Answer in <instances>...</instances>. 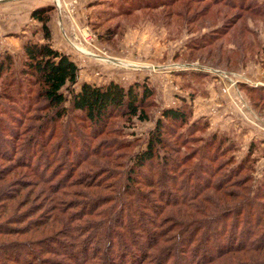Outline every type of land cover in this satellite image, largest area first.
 I'll use <instances>...</instances> for the list:
<instances>
[{"label": "trees", "instance_id": "16d2710c", "mask_svg": "<svg viewBox=\"0 0 264 264\" xmlns=\"http://www.w3.org/2000/svg\"><path fill=\"white\" fill-rule=\"evenodd\" d=\"M251 4V0H97L93 4L97 11L88 23L101 42L109 43L119 35L115 30L123 25L119 19L136 14L160 11V24L169 27L174 17L173 25L186 28L207 16L218 17L222 8L262 18L264 3ZM56 11L54 5L33 11L44 42L25 45L21 78L11 82L21 104L8 118L17 128L5 127L6 153L15 152L22 141L25 110L38 105L42 118L38 116L40 123L32 126L36 134L18 153L0 152L2 159L12 157L10 170L25 168L33 174H28L31 180L25 179L26 173L23 179L17 177L5 197L3 191L0 194V264H264V169L255 185L254 148L237 161L225 136H204L206 125L190 123L185 101L162 110L145 150L128 154L125 149L133 144L125 141H108L97 148L88 142V147L74 130L77 136L67 146L45 154L43 133L54 136L58 125L71 118L102 135L117 117L127 125L134 119L148 121L150 107L155 106L154 90L147 82L128 87L113 81L100 86L85 82L76 89L78 65L53 45L50 22ZM240 19L233 14L226 29H235ZM116 20L115 27L107 26ZM228 31L216 28L203 34L186 46V52L205 50ZM12 69L11 57L1 61L0 81L12 77ZM240 87L253 98L254 107L264 105V86ZM24 90L34 95L33 105H25ZM7 110L2 106L1 114ZM75 140H85V152L81 148L72 152L74 143L79 145ZM192 143L194 148L185 154ZM63 149L74 161L60 178L50 164ZM81 164L88 167L85 175H77ZM93 168L105 172L95 175Z\"/></svg>", "mask_w": 264, "mask_h": 264}, {"label": "rangeland", "instance_id": "374dc122", "mask_svg": "<svg viewBox=\"0 0 264 264\" xmlns=\"http://www.w3.org/2000/svg\"><path fill=\"white\" fill-rule=\"evenodd\" d=\"M251 1H253L251 7L264 3V0ZM76 3L77 0H74L70 9L72 14L75 13ZM40 4H44L41 7L54 5L58 9L57 0L56 2L55 0L0 1V62L11 57L13 65L12 77L7 76L6 79L0 81V152L6 155L18 153L26 139L36 134V129L32 131L34 128L32 126H37L41 120L42 113L36 111L38 105L25 110V117L22 120V141L17 144L15 152L6 153L8 146L4 142L7 132L5 127L17 128L13 122L9 123L8 118L16 111L14 109L16 105L20 107L21 104L20 96L16 93L17 86L11 82H16L21 78L20 70L25 45L29 42H44L40 32L41 24L32 19L35 9L31 10L33 6ZM106 6L110 7L111 2H107ZM237 13L241 19L235 29L229 30L230 33L227 36L221 37L213 46L198 53L186 52V46L201 35L216 28H221L223 32L228 31L226 29V25L229 24L228 19ZM136 15L132 18L119 19L123 21L122 27L121 24L115 27L117 20L107 25L115 27L119 34L109 43L101 42L88 23V26L81 29L76 39H71L73 42H68L70 54L67 55L80 69L76 89L88 81L90 84L99 86L113 81L124 87L136 82H147L154 90L155 106L150 107V119L146 122L134 119L130 125H127L122 118L117 117L111 122L105 134L96 133V135L88 123L71 118L58 125L54 136H49V131L46 134L43 133L46 136L45 142L39 139V143L48 144L44 150L45 154H49L47 152L50 151L57 152L61 146H67L71 139L77 136V134H72L71 131L74 130H78L80 132L78 134L87 141L86 145L88 146L89 142V146L93 148H97L99 144H107L108 141L118 143L125 141L133 144L131 149L128 147L125 149L128 154L145 150L150 131L154 128L155 121L162 110L177 108L185 101L192 114L190 123L199 122L200 125H206L204 136L214 133L225 136L234 150L232 154L237 161L245 157L253 146V154L258 160L252 177L254 184L257 185L264 169V105L258 104L254 107L253 98L244 88L240 87V84L252 87L264 86V16L260 18L250 15L248 11L240 13L236 10L222 8L218 17L207 16L200 20L201 22L187 25L184 28L180 26V23L173 25L176 22L174 17L171 18L169 27L160 24V11L150 16H146L145 13ZM26 31L29 33H24ZM85 31L92 34V41L85 40L83 35ZM25 36H28V39L23 44ZM237 36L240 38L238 39ZM53 45L55 47L54 42ZM234 47L235 50H231ZM4 94L12 95L17 99L10 101ZM23 94L25 97L23 95L21 98L25 105H33L34 95L28 90H24ZM65 94L70 98L69 91L66 90ZM1 105L9 108L7 115L4 112L1 114ZM68 106L69 103H67ZM65 124L69 125L66 130L63 128ZM85 140H80L81 142L75 140L79 145L74 143L73 148L71 147L72 152L84 151L82 144ZM193 145V143L186 145L183 152L187 154L194 148ZM37 149L40 151L41 147ZM59 153L53 159L50 157V167L52 166L51 170L55 168L58 177L62 178L66 168L73 164L74 159L73 156L68 157L64 149ZM39 157L42 158V155ZM11 159L12 157L0 158V194L3 191V197H5V192L9 191L10 183L17 177L21 176L23 179V174L26 173L25 179L31 180L32 176L28 174L33 175L28 171L29 169L25 168L10 170ZM35 162L37 159L34 160ZM81 165V168L76 171L77 175H85L88 171L85 164ZM93 169L91 171H94L95 175L105 172V169ZM220 174L219 172L218 176H221ZM216 178L214 181L217 180Z\"/></svg>", "mask_w": 264, "mask_h": 264}, {"label": "crops", "instance_id": "0c3cea01", "mask_svg": "<svg viewBox=\"0 0 264 264\" xmlns=\"http://www.w3.org/2000/svg\"><path fill=\"white\" fill-rule=\"evenodd\" d=\"M73 1L74 0H60V6L57 4L58 9L50 22L55 48L65 54H70L68 42H73L71 39H76L78 35H80L81 29L88 26L89 18L97 11V8L93 6L97 0H77L74 6L75 13L72 14L70 9L73 6ZM57 2L59 3V0H57ZM42 5L44 4L35 5L31 10L33 11ZM24 33L29 32L26 31ZM27 39L28 36H25L23 44ZM19 44L21 45V43ZM86 83H89V81Z\"/></svg>", "mask_w": 264, "mask_h": 264}, {"label": "built area", "instance_id": "2783aa9c", "mask_svg": "<svg viewBox=\"0 0 264 264\" xmlns=\"http://www.w3.org/2000/svg\"><path fill=\"white\" fill-rule=\"evenodd\" d=\"M84 37H85V40L88 42V41H92V39H93V36H92V34L91 33H89V32H87V31H85L84 32Z\"/></svg>", "mask_w": 264, "mask_h": 264}, {"label": "bare ground", "instance_id": "6f19581e", "mask_svg": "<svg viewBox=\"0 0 264 264\" xmlns=\"http://www.w3.org/2000/svg\"><path fill=\"white\" fill-rule=\"evenodd\" d=\"M58 3V2H57ZM58 4H60V3H58ZM79 49V48H78ZM81 49V48H80Z\"/></svg>", "mask_w": 264, "mask_h": 264}, {"label": "water", "instance_id": "95a60500", "mask_svg": "<svg viewBox=\"0 0 264 264\" xmlns=\"http://www.w3.org/2000/svg\"><path fill=\"white\" fill-rule=\"evenodd\" d=\"M0 1H3V0H0ZM5 1V0H4Z\"/></svg>", "mask_w": 264, "mask_h": 264}]
</instances>
